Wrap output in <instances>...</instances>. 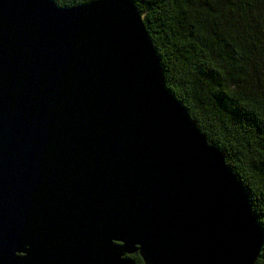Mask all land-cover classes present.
<instances>
[{"label": "water", "instance_id": "1", "mask_svg": "<svg viewBox=\"0 0 264 264\" xmlns=\"http://www.w3.org/2000/svg\"><path fill=\"white\" fill-rule=\"evenodd\" d=\"M262 243L129 0H0V264H254Z\"/></svg>", "mask_w": 264, "mask_h": 264}, {"label": "trees", "instance_id": "2", "mask_svg": "<svg viewBox=\"0 0 264 264\" xmlns=\"http://www.w3.org/2000/svg\"><path fill=\"white\" fill-rule=\"evenodd\" d=\"M59 8L97 0H53ZM167 90L244 188L263 243L264 0H129ZM144 264L138 253L130 256Z\"/></svg>", "mask_w": 264, "mask_h": 264}]
</instances>
